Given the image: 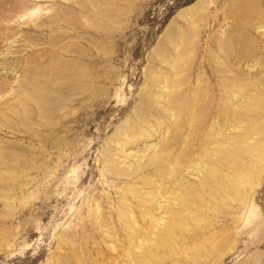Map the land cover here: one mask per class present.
I'll return each mask as SVG.
<instances>
[{"label": "rangeland", "instance_id": "obj_1", "mask_svg": "<svg viewBox=\"0 0 264 264\" xmlns=\"http://www.w3.org/2000/svg\"><path fill=\"white\" fill-rule=\"evenodd\" d=\"M0 264H264V0H0Z\"/></svg>", "mask_w": 264, "mask_h": 264}, {"label": "bare ground", "instance_id": "obj_2", "mask_svg": "<svg viewBox=\"0 0 264 264\" xmlns=\"http://www.w3.org/2000/svg\"><path fill=\"white\" fill-rule=\"evenodd\" d=\"M219 58H220V59H223L222 56H220V55L218 54L216 60H218ZM220 59H219V61H220V63H221V60H220ZM219 61H218V62H219ZM217 64H218V63H217ZM218 75H219V73H218ZM234 85H235V84H234ZM233 95H234V94H233ZM235 95H236V94H235Z\"/></svg>", "mask_w": 264, "mask_h": 264}]
</instances>
